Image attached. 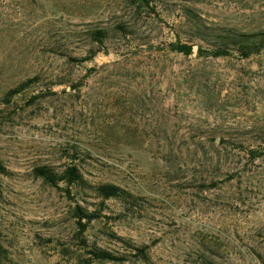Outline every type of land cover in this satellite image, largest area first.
I'll return each instance as SVG.
<instances>
[{"label":"rangeland","instance_id":"1","mask_svg":"<svg viewBox=\"0 0 264 264\" xmlns=\"http://www.w3.org/2000/svg\"><path fill=\"white\" fill-rule=\"evenodd\" d=\"M157 1L0 0V264H264V49H172L264 32V0ZM69 163L85 188L34 173ZM102 183L134 198L101 203ZM76 203L102 211L83 233Z\"/></svg>","mask_w":264,"mask_h":264},{"label":"trees","instance_id":"2","mask_svg":"<svg viewBox=\"0 0 264 264\" xmlns=\"http://www.w3.org/2000/svg\"><path fill=\"white\" fill-rule=\"evenodd\" d=\"M162 2V0H160ZM135 8L137 11L145 10L147 12H151L154 10L156 6H159L157 0H134ZM204 25L201 23H197L195 28L198 30V35H196L199 39L207 38L203 35L202 28ZM119 28L126 32L127 27L125 25H120ZM91 38L93 42L97 44H103L105 40L108 38V31L105 29H95L91 32ZM215 44L214 49H210V51L205 52L201 46L198 49V54H207L213 55L215 57L226 56L230 54V51L227 49L229 45L235 46V49L238 53L243 57H249L252 54L259 53L262 49H264V32H250V33H242V32H234V31H225L219 32L218 35H215ZM223 40L226 42L219 41ZM209 40V39H208ZM194 43L184 42L181 40V36L178 35L176 41L172 43V49L177 52H181L184 54H192L194 50ZM92 55H89L85 58L80 59L84 61L86 59L92 58ZM36 78L29 79L28 81L21 83L19 86L11 89L7 96L5 97L8 100L11 98L10 96H15L19 94L22 90H24L31 83L35 82ZM74 88V87H73ZM253 152V151H252ZM6 172V167L0 163V174ZM34 173L37 177L42 178L44 181L50 183L53 186H60L61 182L65 183V189L71 193V187L78 185L83 186L85 188V184L87 180L84 177L83 172L79 169L76 163H69L66 165L61 172H57L52 169L49 165H37L34 168ZM89 186V185H88ZM91 188L94 190L97 198L101 200V203H104L106 200L117 199V200H129L133 199L134 195L128 190L124 189L118 184L114 183H102L98 185H93ZM74 217L76 218V223L78 225V231L83 233L89 224L98 218H101L102 211L101 208L94 207L93 209H89L88 207H84L80 203H76L73 211ZM123 239V237H118ZM137 256L141 255L146 260L149 259L148 253L146 252L145 247H137ZM89 253L92 255L91 260H97L99 262H124L127 257L123 255H116L115 252L101 248L94 247L90 249Z\"/></svg>","mask_w":264,"mask_h":264},{"label":"water","instance_id":"3","mask_svg":"<svg viewBox=\"0 0 264 264\" xmlns=\"http://www.w3.org/2000/svg\"><path fill=\"white\" fill-rule=\"evenodd\" d=\"M198 49H199L198 45H194L193 54H196L198 52Z\"/></svg>","mask_w":264,"mask_h":264}]
</instances>
